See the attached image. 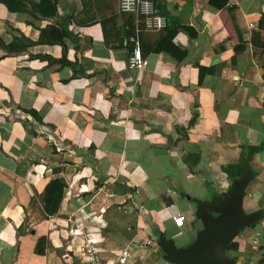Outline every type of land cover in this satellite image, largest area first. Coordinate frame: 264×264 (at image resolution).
<instances>
[{
	"label": "crops",
	"instance_id": "obj_1",
	"mask_svg": "<svg viewBox=\"0 0 264 264\" xmlns=\"http://www.w3.org/2000/svg\"><path fill=\"white\" fill-rule=\"evenodd\" d=\"M24 1L0 3V42L30 43L0 48V264H85L74 221L109 254L128 248L129 264H171L160 241L192 244L198 202L225 196L244 164V209L263 217L228 255L264 261V0H165L168 27L148 32L119 0H54L55 13ZM57 179L67 188L47 216Z\"/></svg>",
	"mask_w": 264,
	"mask_h": 264
},
{
	"label": "water",
	"instance_id": "obj_2",
	"mask_svg": "<svg viewBox=\"0 0 264 264\" xmlns=\"http://www.w3.org/2000/svg\"><path fill=\"white\" fill-rule=\"evenodd\" d=\"M254 179L249 164H244L242 177L223 196L215 190L212 200L198 202L196 216L202 223L195 241L178 247L173 240L163 238L158 247L171 264H236L229 257V246L247 228L263 217L261 212L247 213L244 209L246 191ZM190 200L189 196H187Z\"/></svg>",
	"mask_w": 264,
	"mask_h": 264
},
{
	"label": "built area",
	"instance_id": "obj_3",
	"mask_svg": "<svg viewBox=\"0 0 264 264\" xmlns=\"http://www.w3.org/2000/svg\"><path fill=\"white\" fill-rule=\"evenodd\" d=\"M165 0H119V11L122 14L136 17L137 25L141 26L142 31H163L168 27L167 17L160 11V5ZM135 49L129 58V64L137 70L144 69L148 61L143 57L138 36L135 40ZM175 225L182 227L186 223L184 215H177L172 218ZM75 228L71 231L80 238L81 255L85 264H129L133 254L128 248L120 250L119 254L111 255L103 249L96 235L89 231L83 221H74L71 223ZM138 228L143 232H149V225L146 221L138 223ZM262 232L257 233L261 237ZM257 243V241H255ZM152 246L151 240L145 243ZM114 257H116L114 259Z\"/></svg>",
	"mask_w": 264,
	"mask_h": 264
},
{
	"label": "trees",
	"instance_id": "obj_4",
	"mask_svg": "<svg viewBox=\"0 0 264 264\" xmlns=\"http://www.w3.org/2000/svg\"><path fill=\"white\" fill-rule=\"evenodd\" d=\"M47 1L49 5H51V8L53 10L52 13H55V7H54V0H44ZM229 1V0H228ZM0 3H3L7 6V8L9 10H15L17 12L19 11H23L24 7H25V1L24 0H0ZM47 14V13H46ZM264 22V16L261 19V25ZM178 30L173 31L171 33V39H173L176 34H177ZM44 37V35H43ZM133 44L135 46V38H137V36L135 34H133ZM139 39V37H138ZM24 40V39H23ZM22 39L21 40H15L11 45L6 46L3 42H0V48H3L7 51V54H14L16 53L15 50L16 48H27V46L30 44L29 42L27 43V45L22 46ZM67 188V184L65 183L64 180L62 179H57L54 180L52 182L49 183V185L46 187V191H45V195H44V213L47 216H54L58 213V210L61 206L62 200H63V196H64V191ZM46 242L45 238H41L38 242L37 245V253L39 255H44L45 254V249L43 247V244ZM239 248L238 243L237 242H233L229 248H228V252L230 250H237ZM260 264H264V261H262Z\"/></svg>",
	"mask_w": 264,
	"mask_h": 264
},
{
	"label": "rangeland",
	"instance_id": "obj_5",
	"mask_svg": "<svg viewBox=\"0 0 264 264\" xmlns=\"http://www.w3.org/2000/svg\"><path fill=\"white\" fill-rule=\"evenodd\" d=\"M183 228V227H182ZM183 230V229H182ZM185 230V229H184Z\"/></svg>",
	"mask_w": 264,
	"mask_h": 264
}]
</instances>
